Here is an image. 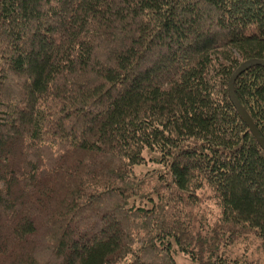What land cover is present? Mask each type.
<instances>
[{"label":"trees","instance_id":"16d2710c","mask_svg":"<svg viewBox=\"0 0 264 264\" xmlns=\"http://www.w3.org/2000/svg\"><path fill=\"white\" fill-rule=\"evenodd\" d=\"M251 60L262 0H0V264H254ZM234 92L264 139V66Z\"/></svg>","mask_w":264,"mask_h":264},{"label":"rangeland","instance_id":"374dc122","mask_svg":"<svg viewBox=\"0 0 264 264\" xmlns=\"http://www.w3.org/2000/svg\"><path fill=\"white\" fill-rule=\"evenodd\" d=\"M144 155L147 163L136 167L135 171L138 175L144 174L149 170L159 167V165L153 161L157 154L146 151ZM174 256L178 264H194L181 253L174 254ZM240 256H246L245 260L248 262H254V264H256V261L259 260L262 262V264H264V253L261 249V246L259 245V242L256 240L251 239L248 242L246 241V243H239L231 249L232 258H237Z\"/></svg>","mask_w":264,"mask_h":264},{"label":"water","instance_id":"95a60500","mask_svg":"<svg viewBox=\"0 0 264 264\" xmlns=\"http://www.w3.org/2000/svg\"><path fill=\"white\" fill-rule=\"evenodd\" d=\"M262 1H264V0H262ZM253 66H264V61L251 60V61H247L246 63H244L243 65H241L234 72V74L232 75V77L230 79V82H229V94H230V98H231L232 102L234 103V105L238 109L241 117L246 122V124L249 127L252 135L257 140V142L259 143V145L261 146V148L264 150V139L262 138V136L260 135L259 131L257 130V128L255 127V125L253 124V122L250 119L249 115L246 113V111L244 110V108L240 104V102L237 99V97L235 95V92H234V82H235V80L241 74H243L244 72H246L248 69H250Z\"/></svg>","mask_w":264,"mask_h":264}]
</instances>
